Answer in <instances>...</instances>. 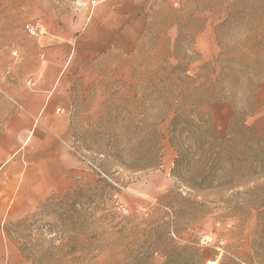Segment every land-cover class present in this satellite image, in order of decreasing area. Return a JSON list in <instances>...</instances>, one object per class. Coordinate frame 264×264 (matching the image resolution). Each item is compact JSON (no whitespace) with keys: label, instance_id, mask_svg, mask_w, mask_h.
I'll use <instances>...</instances> for the list:
<instances>
[{"label":"rangeland","instance_id":"rangeland-1","mask_svg":"<svg viewBox=\"0 0 264 264\" xmlns=\"http://www.w3.org/2000/svg\"><path fill=\"white\" fill-rule=\"evenodd\" d=\"M14 9L0 0V130L19 59ZM140 10L126 65L101 64L75 91L74 148L106 179L74 155L70 190L0 224V264H264V0Z\"/></svg>","mask_w":264,"mask_h":264},{"label":"crops","instance_id":"crops-1","mask_svg":"<svg viewBox=\"0 0 264 264\" xmlns=\"http://www.w3.org/2000/svg\"><path fill=\"white\" fill-rule=\"evenodd\" d=\"M52 1L13 0L19 59L13 105L0 130V224L73 187L80 167L71 113L79 78L114 58L126 65L145 27L141 0H91L95 6L68 10ZM26 25L43 33L29 36Z\"/></svg>","mask_w":264,"mask_h":264},{"label":"built area","instance_id":"built-area-1","mask_svg":"<svg viewBox=\"0 0 264 264\" xmlns=\"http://www.w3.org/2000/svg\"><path fill=\"white\" fill-rule=\"evenodd\" d=\"M25 31L29 36H37L43 33L41 29H38L37 27L31 26V25H26ZM73 153L77 157L79 162L82 163L87 169H89L97 177L106 179V176L99 169L98 159L90 160L87 157H85L81 152L77 151V149L75 148L73 149Z\"/></svg>","mask_w":264,"mask_h":264},{"label":"trees","instance_id":"trees-1","mask_svg":"<svg viewBox=\"0 0 264 264\" xmlns=\"http://www.w3.org/2000/svg\"><path fill=\"white\" fill-rule=\"evenodd\" d=\"M177 164H178V162H176ZM196 181H198L199 183L197 184V183H194V184H196V186L195 185H193L195 188H202V186H204V184H205V181H206V179H205V177H199V178H197L196 179ZM202 184V185H201ZM192 185V184H191ZM199 185V186H198ZM201 185V186H200Z\"/></svg>","mask_w":264,"mask_h":264}]
</instances>
